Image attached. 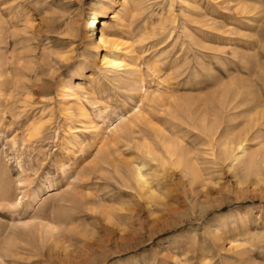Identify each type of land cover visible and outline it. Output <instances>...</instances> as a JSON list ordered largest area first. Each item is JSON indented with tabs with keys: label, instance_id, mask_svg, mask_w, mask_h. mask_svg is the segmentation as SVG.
I'll use <instances>...</instances> for the list:
<instances>
[{
	"label": "rangeland",
	"instance_id": "374dc122",
	"mask_svg": "<svg viewBox=\"0 0 264 264\" xmlns=\"http://www.w3.org/2000/svg\"><path fill=\"white\" fill-rule=\"evenodd\" d=\"M105 29L117 48L97 44ZM137 79L184 97L152 123L176 126L168 134L190 147L203 114L220 141L252 125L238 159L218 153L222 144L214 159L203 145L195 174L152 170V195H133L105 170L69 185L84 199L52 198L138 107ZM262 109L264 0H0V246L16 243L7 263L97 264L106 254L101 264H264V116L248 125ZM38 218L54 235L30 238L24 223Z\"/></svg>",
	"mask_w": 264,
	"mask_h": 264
},
{
	"label": "bare ground",
	"instance_id": "6f19581e",
	"mask_svg": "<svg viewBox=\"0 0 264 264\" xmlns=\"http://www.w3.org/2000/svg\"><path fill=\"white\" fill-rule=\"evenodd\" d=\"M243 9H245L246 11V7H242V10ZM97 21H98V16L95 14H92V16L87 21L88 27L90 28V31H91V36L94 35V30L96 29L95 26H96ZM99 33H100L99 40L97 44L101 43L104 46L105 44H109L113 46L114 48L118 47L119 43L117 41L111 40L107 37L106 29L99 31ZM120 62L121 61H119L116 58H110L107 60V63L112 68L118 67ZM136 82L137 83L134 85V89L139 93L141 92L139 96L140 104L138 105V107L135 108V110H133L128 116L120 117V119H123V120L124 118H126L125 121H122L121 124L118 125L116 134H112L110 139H108L107 141L101 144V148L98 149L99 155L93 160L89 168L87 169L86 168L87 166L83 168V172H84L83 174L77 173L78 175H76V179L74 183L67 182L68 184H67V188L65 189V191L59 192L56 190V188L53 189V192L50 194L52 198L58 197V199H61V200H71V201H75V199H77L78 197L79 198L83 197L84 199V197H86L85 195H83L84 193L81 194L78 191H73V190L68 189L69 185L77 188L76 186H79L78 184L82 176L88 177L86 180H89V179L91 180V178L89 177L90 174H92L93 172L98 173L99 171H105V170L113 172L110 175V178L114 180L112 182H115L116 185L120 184V186L126 187V189L128 188L130 190H134V193L132 191H127L128 189L126 190L125 188L124 190H120V191H123L124 193L128 195L133 193V195L137 194L141 196L142 191L144 189H148L147 192H149L152 195L153 193L150 191L149 188H152L153 186L158 185V181L154 179V181L156 180V182L154 181L151 182L152 180L150 178H152V173L150 174V172L154 169L155 171L157 169L159 170L160 168L166 169L165 168L166 166H170V167L175 166L177 168L181 167L182 169H185L187 172L188 170L192 169L195 174V169H196L195 165L197 164L198 160L201 158V156L205 158V156L202 155L204 150L200 146H203V145L209 146L208 147L209 154L213 157L216 154L215 153L216 147L222 144L224 145L223 148L217 147L219 149L218 153L222 154L226 158L233 157L236 161L238 157H236L233 154V152L235 150H239L240 148H243V141H245L244 139L246 138V135H247L246 133L248 132L247 130L253 127L251 123H254V121L257 122L259 118H262L264 116V110L262 109V111L255 113L254 116L248 119V125L249 126L251 125V126L248 129L243 130V134L234 135L232 138L225 137L226 139L224 138V141L223 140L220 141V140H217V137H216L218 129L215 127L213 128L212 125L208 126L207 123H205L204 121L206 120V116L205 114H203V118H202L203 120L201 119L202 121H197L195 122L196 124L194 126L192 125L193 128L196 129L200 133V134L198 133V135L196 136L200 137L201 141L198 140L199 143L195 147L193 146L190 147L189 144L186 143L185 140L181 139L182 141H180L177 139H173L168 134V133L170 134L176 133L174 130L176 126L173 128H171L172 126L170 128H166V127L156 126L152 123V117L154 116L153 115L154 110H160V111L162 109H166V111H168V109L173 110L174 107L173 108L171 107L170 109V106L171 105L173 106V104L174 105L176 104L179 106V108H181L180 107L182 105V104L180 105V103H182L181 99H184V97L170 98V96L165 97L161 93L148 92V91L143 90V86H142L143 84L141 82L140 83L142 85H139L138 79L136 80ZM230 101L231 100H229V102ZM255 101L257 105L261 104L259 100L256 99ZM229 102L226 100L223 101L222 106H224L225 109L226 107L230 109L233 107L235 108L237 106V104L236 106L235 105L233 106V104L231 105ZM232 102H234V99ZM232 110H235V109H232ZM191 112L189 113V116H188L189 118L190 117L193 118L192 115L199 116L201 114L199 112L197 113H193V112L191 113ZM39 129L40 128L34 126L31 131H33V133L35 134H38L36 132ZM183 130L187 133L189 132L187 129H183ZM139 139L142 140L141 143L137 141ZM121 143L122 145H120ZM188 146L193 149H190ZM122 147H124V149L132 148L134 150L133 152L135 153L134 154L135 157L132 159H123L122 157H120L121 154H119V152L123 150ZM213 158L215 159V156ZM147 168L148 170H150L149 172H147L146 170ZM149 174L151 175L150 178H148ZM64 178L67 179V175H64ZM148 179H150L151 181ZM85 183H88V182H85ZM85 183L82 185L86 186L87 184L85 185ZM1 186H0V200L1 199L5 200L6 191H4L3 189L4 185L2 187ZM107 195H109V193ZM24 224H25L24 230L29 234L30 238L37 236L40 238V240H42L45 236L54 235L55 231L57 230L56 227L53 226V224H50L48 222L44 223L42 219H39V218L37 221L34 220V221H30ZM15 244L16 243L13 240H11V238H9L3 247L0 246L1 247L0 248L1 249L0 250L1 251L0 264L7 263L8 261H6V258L7 259L11 258L12 261L15 263L16 259L14 260L15 257L11 251L12 247H14ZM107 257L108 256L105 254L102 257V259L99 262H97V264H101V262L106 260Z\"/></svg>",
	"mask_w": 264,
	"mask_h": 264
}]
</instances>
